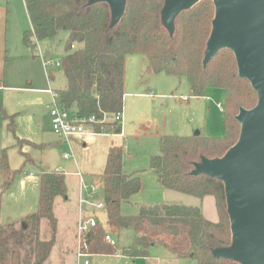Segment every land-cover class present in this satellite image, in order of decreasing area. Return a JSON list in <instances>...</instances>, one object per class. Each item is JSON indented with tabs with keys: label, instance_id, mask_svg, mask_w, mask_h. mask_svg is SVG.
Instances as JSON below:
<instances>
[{
	"label": "trees",
	"instance_id": "obj_1",
	"mask_svg": "<svg viewBox=\"0 0 264 264\" xmlns=\"http://www.w3.org/2000/svg\"><path fill=\"white\" fill-rule=\"evenodd\" d=\"M24 1L32 25L24 35L27 46H32V36L38 41H51L59 32L68 31L66 52L61 60L67 86L54 92L64 108L71 112L76 107L71 113L77 118L95 116L97 132L112 126L117 135L123 131L113 118L124 110L128 55H144L149 72L186 78L194 97H207L212 89L225 91L223 137L164 135L158 153L151 158V169L162 188L200 200L213 197L217 221L207 219L201 206L178 201L139 204L136 215L123 214V204L138 195L143 184L137 173H127L122 145L109 148L100 182L112 234L124 229L135 234L133 244L123 250L124 256L148 258L153 247L162 246L176 258L192 259L198 264H240L214 255L232 244L224 182L205 174H193L195 165L204 158H222L238 142L241 125L237 115L241 108L252 109L258 103L250 82L239 76L231 50L224 49L207 66L203 64L215 18L214 1L202 0L180 13L173 34L162 19L166 0H127L125 14L116 25L105 2ZM9 127L14 131V117ZM18 144L21 150L26 144L38 147L22 138H18ZM19 172L11 169L5 149L0 162L3 190L10 188ZM66 179L62 172L43 173L37 211L15 223L2 222L0 195V264H52L58 228L55 207L58 198L67 199ZM43 221L50 229L48 240L41 238ZM105 238L106 230L99 223L85 236L84 250L93 255L117 253L115 244Z\"/></svg>",
	"mask_w": 264,
	"mask_h": 264
},
{
	"label": "rangeland",
	"instance_id": "obj_2",
	"mask_svg": "<svg viewBox=\"0 0 264 264\" xmlns=\"http://www.w3.org/2000/svg\"><path fill=\"white\" fill-rule=\"evenodd\" d=\"M31 29L24 0H0V162L6 149L11 169L20 170L7 190H3L0 173L2 222L9 223L35 213L42 174L62 172L67 178V199L58 198L56 201L58 228L52 264H78L75 251L78 249L77 224L81 213L85 218L99 220L106 236H111L117 248V253L111 255L92 254V264H149L148 260L123 255V250L133 244L135 234L132 230L124 229L119 234H112L104 209L87 205L80 209V180L75 174L81 172L87 185L92 177L95 178L99 194L93 201L102 200L104 193L100 180L108 150L112 145H122L127 173H139L143 184L142 191L123 204V214L136 215L139 204L166 202L168 199L163 194L168 191L158 184L151 169V158L158 153L160 138L164 135L193 136L196 132L223 137L225 91L212 89L206 98L194 97L186 78L149 72L144 55H128L123 136H114L110 128L104 129L109 132L102 135L71 137L68 143L53 131L47 110L52 96L46 91L67 86L61 60L66 52L69 33L63 30L51 41H38L32 36V46H27L24 35ZM75 109L72 107L71 112ZM11 117H14V131L9 127ZM18 138L28 139L38 147L26 144L21 150ZM65 154H71L72 158L63 159ZM171 194L175 195L171 198L181 203L202 205L196 197L176 191ZM204 199L207 219L217 221L214 199L210 196ZM41 238L50 239L46 221L41 225ZM154 255L165 263L168 250L155 246L150 258ZM178 264L198 263L186 259Z\"/></svg>",
	"mask_w": 264,
	"mask_h": 264
},
{
	"label": "water",
	"instance_id": "obj_3",
	"mask_svg": "<svg viewBox=\"0 0 264 264\" xmlns=\"http://www.w3.org/2000/svg\"><path fill=\"white\" fill-rule=\"evenodd\" d=\"M201 1L166 0L162 19L171 34L179 14ZM213 1L215 18L203 64L207 66L220 51L231 50L239 76L250 82L258 103L252 109L241 108L237 115L238 142L222 158H204L193 174L225 184L232 244L214 255L240 264H264V0ZM100 2L110 6L113 25L118 24L127 0H90L91 4Z\"/></svg>",
	"mask_w": 264,
	"mask_h": 264
},
{
	"label": "built area",
	"instance_id": "obj_4",
	"mask_svg": "<svg viewBox=\"0 0 264 264\" xmlns=\"http://www.w3.org/2000/svg\"><path fill=\"white\" fill-rule=\"evenodd\" d=\"M49 94L52 96V101L47 106V110L49 115L52 119V128L53 131L63 139L69 141L73 136H95V135H102L106 134L105 132L109 131H102L97 132L94 124L96 123V117L92 116L89 119H79L69 110L64 108L61 104L58 103V95L53 90H47ZM114 122L118 125H121L123 128L124 117L122 113L117 114L114 118ZM107 121L105 118L104 122ZM111 129H114L113 126ZM113 132V131H112ZM114 136H123V131L121 134H115ZM72 158L71 154H65L64 159ZM77 176L80 178L81 182V190H80V200L79 205L80 209L83 208L85 205L93 206L96 209H104L106 211V203L104 198L98 202H94L93 200L98 196V183L89 184L85 183L83 174L81 172L77 173ZM102 187V184H101ZM103 189V188H102ZM99 220L95 218H85L84 214L81 213L78 226V250H77V258L78 263L81 264H92V254L85 252L84 247L86 246L85 243V236L92 230L98 227ZM106 240L112 244H114L113 240L111 239L110 235L106 236Z\"/></svg>",
	"mask_w": 264,
	"mask_h": 264
},
{
	"label": "crops",
	"instance_id": "obj_5",
	"mask_svg": "<svg viewBox=\"0 0 264 264\" xmlns=\"http://www.w3.org/2000/svg\"><path fill=\"white\" fill-rule=\"evenodd\" d=\"M53 91H55V90H53ZM47 92V91H46ZM48 93V92H47ZM125 94H126V92H125ZM209 96V95H208ZM206 98V97H205ZM205 98H203V99H205ZM73 137H82V136H73ZM87 137H89V136H87ZM66 142H68V143H70V140L69 141H67L66 140ZM113 146V145H112ZM107 157V156H106ZM62 158L64 159V156H62ZM66 160H68V159H66ZM78 173V172H77ZM77 173L75 174L76 175V177H78L77 176ZM139 176H140V174L139 173H137ZM79 180H80V178H79ZM142 180V179H141ZM94 183H97L96 181H95V178H93L92 177V179H91V183L90 184H94ZM80 190H81V182H80ZM163 190L165 191H168V192H164V198L167 200V201H176L177 199H173V198H171L172 196H175L174 194H171V193H173V191L172 190H169V189H164L163 188ZM211 197V196H210ZM206 198V197H205ZM213 198V197H212ZM214 199V198H213ZM214 201H215V199H214ZM179 202V201H178ZM204 202H205V199H203V200H200V204H202V205H200L202 208H203V206H204ZM69 212H70V208H69V210H68ZM203 212H204V209H203ZM204 214H205V212H204ZM218 214V213H217ZM27 215H23V216H21L20 217V219H17V220H15V221H12V222H9V223H15V222H19V221H21L24 217H26ZM206 216V215H205ZM58 218V217H57ZM207 218V217H206ZM209 220H211V219H209ZM218 220V219H217ZM211 221H214V220H211ZM5 223V222H4ZM77 227V226H76ZM77 229V228H76ZM74 238H76V233H75V237ZM154 248V247H153ZM77 250L78 249H76V251H75V254H76V259H77V261H78V258H77ZM152 251V250H151ZM95 256V255H94ZM151 257V256H150ZM150 257H148V258H140V259H145V260H148V262H149V264H178L179 263V261H181V260H186V259H179V258H176L175 256H173L169 251H168V256L165 258V263L163 262V261H161L160 260V257H158V256H156V255H154L152 258H150ZM139 259V258H138ZM79 264V263H78Z\"/></svg>",
	"mask_w": 264,
	"mask_h": 264
}]
</instances>
